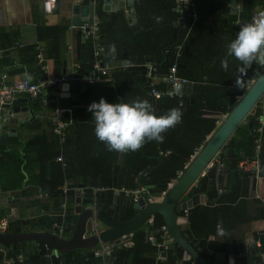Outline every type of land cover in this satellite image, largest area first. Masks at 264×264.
I'll use <instances>...</instances> for the list:
<instances>
[{"label":"crops","instance_id":"1","mask_svg":"<svg viewBox=\"0 0 264 264\" xmlns=\"http://www.w3.org/2000/svg\"><path fill=\"white\" fill-rule=\"evenodd\" d=\"M221 1L227 2L230 7V0ZM124 2L126 6L122 7L119 6V0H111L109 2V10H105V0H94L93 13L95 17L99 19L101 33L100 41L102 45L108 49L107 64L110 67V71L120 68L121 73L119 74V72H117L116 78H113L111 75L102 78L95 84H89L85 76L82 79L76 78L74 80H76L77 87L74 97H64L61 94L62 98L59 101L61 105L72 106L76 118L75 121H79V125L74 126L75 131H71V134H69L72 141L71 145L69 147L67 146V148L72 147L76 152L78 151V155H80L78 157L80 159H85L89 162L104 161L108 163L113 161L117 165L134 162L140 163L142 157L138 156L137 151L143 149L149 150L151 147L150 144H153V142L157 143V146L160 145V141L152 140L145 143L137 151L125 153H118L115 151L109 152L106 150L104 144L98 141L94 136V122L91 119V112L88 111V105L93 101H98L100 97H105L110 102H115L117 100L130 101L137 97L144 98L153 105L156 113H159V108H155L156 103L150 98L151 94L149 93L148 87L150 84L159 85L163 83L162 78L164 77L163 75H166L167 70L164 71L162 68L169 62L167 52L178 45L177 42L169 49H162V44L169 39V27L162 13H159L156 8L152 7V9H149V7H146L145 9V7H143L144 0H133L132 6H128L126 0ZM91 3L92 0H57L54 11L47 14L43 9V0H0V50H2L0 57L6 54V52L10 53V62H12L11 65H0V72H8L10 80L22 79L30 75H32L31 79L40 77L42 72L38 60L34 70L33 66H26L24 64L28 61L27 56L17 54L18 49L30 45L37 46L39 44L44 46V57L49 67V75L57 76L59 74H68L72 66L76 64L80 65V59L85 56L87 51L85 45V49L83 50L84 53H82V44H86V41L84 40L83 42V31L81 26L87 23L88 20H81L78 24L75 23L73 21V18L76 16L74 9L77 4L84 7L89 6ZM214 3L202 2L200 5L201 7H196L195 3L194 9L188 10V13L191 14L189 18H192L193 21L192 13H196L197 18L198 12L203 14L204 17L208 19L206 23L209 24L206 26V30L208 29L210 33V31L212 32L210 27H212L213 24L216 25L214 30L215 39L220 46H224L225 36H223V30H226V28L218 13L219 6ZM255 6L257 14L260 11H264V0H255ZM237 8L238 11L235 15H239L244 8L243 0H237ZM132 11L135 12V16H133ZM169 11L170 10L166 9L165 13ZM230 12L233 14L231 7ZM181 16L182 15H180V17ZM157 17H159V20H157ZM176 22H174L173 26H175ZM235 23L234 26H238ZM136 24L139 26L137 27ZM197 37L198 40L195 43H203L202 40L206 37L205 30ZM208 38H210V36H208ZM16 43L18 45H16ZM1 45H6V48L1 47ZM46 51L49 55H47ZM231 58L232 57H228L231 76H229V74H221L222 76L211 78V82H207L208 84L218 85L229 83L234 77V73L238 75V64L235 62L234 67ZM167 60L168 62L164 63ZM257 60L259 61V59ZM212 64L213 62H208L207 66H210L208 68H212ZM143 67H145L146 70H148L149 67H153L155 69L154 77L150 78L145 76L140 70ZM23 68H25V70H22ZM29 68L32 70V73L29 72ZM134 69H139V72L136 73ZM233 70H235L234 73ZM253 80L254 79L251 81ZM83 86L85 87L81 90ZM230 87L228 86L230 92H236L231 91ZM191 88L192 87H189L188 92L184 93V95L189 94ZM47 96L48 95L45 94L40 96L43 98V107L39 110L33 109L32 102H34L35 98H30L27 95H22L8 108L10 110L15 108L17 112H13V116L7 125H3V129L10 130L13 128L16 130V135L8 136L5 143H0V160H4L5 158L3 151L6 153L12 150L13 152H19L24 142L36 135H41L42 133L47 134L49 137L54 135L50 129V117L55 112L58 102L51 96ZM259 103H261V100ZM261 108L264 111V105L261 104ZM7 110L5 114L2 115L7 116ZM263 114L264 112L262 115ZM187 115V112H182L181 122L172 127L174 133L169 134L167 130L162 134L164 136L163 140L170 141V138L175 135L176 137L179 136L182 138L179 140L185 141L186 138H184V134L191 136L192 132L188 130L186 123L189 119L191 120L192 114ZM185 116H187V121L184 119ZM205 116L216 117L219 125L226 115L209 113L205 114ZM34 118H38L42 123L39 129H35L34 126L30 125ZM260 121L261 118L259 122ZM54 136L56 137V135ZM209 136L207 138H209ZM66 143L61 145L59 140L60 148L64 147ZM188 143L189 141H187V144ZM35 147L40 146L36 145ZM224 154L225 156L222 157L218 154L212 165L207 169L205 173V178L207 177L206 182L200 180L203 183V191L209 186V180H214V187L209 190L208 194L211 200L217 201L212 204L206 200L204 195L197 196L193 199L192 208L196 206L219 207L221 205H230L228 209L224 210V214H221L222 219H220L219 222L209 223L213 231L207 236L205 248L206 255L204 254V256L214 262L215 253L222 252L225 253V259L227 260L228 256L231 254L229 251V248H231L233 254L238 257V260L242 261L241 263L239 262V264H243V253L245 252L246 246L255 242L256 245L260 247L261 244L260 241L257 240L256 235L264 234V177L256 178L252 172L242 171L241 168H239V164L233 163V152L231 149H226ZM163 155L164 154H162V156ZM160 158L161 156L159 159ZM226 165L231 169H235L232 175V181H230V172ZM144 173L145 172L140 176L142 177ZM181 173L182 172H179V176ZM176 180L177 179H173L171 182L174 183ZM146 183L147 182L143 183L142 186H146ZM39 191L40 190L25 194L23 189L5 191L0 186V217L8 219L10 224L14 225V227L21 228V233L48 231L46 228H40L38 217L46 213V209L42 207V204H49V197L46 193H43V191ZM154 192L158 191L155 190ZM188 196H190V192L184 197ZM233 197L237 198L233 199ZM106 203L107 199H105L101 207H106ZM77 204L78 202L76 200L72 203L73 206ZM111 205L112 194L110 195L106 209L115 212L118 205L110 208ZM189 210L186 214L183 212L178 219V222L184 225L183 233L186 237L189 229ZM200 214L201 211L197 212L195 215L200 217ZM154 218L155 215L148 220V231L151 234L150 236H154L155 238V235L160 229L153 231L152 223ZM207 229H210V227H207ZM225 230L227 231L226 233ZM88 232L89 230L87 227L85 236H89ZM6 233L17 232L8 229ZM161 233H163V238L167 240L168 232L165 224L161 228ZM146 235L147 233L145 232V239ZM190 235L195 236L196 234L190 233ZM71 236L65 237L63 235L61 237L71 238ZM32 241L33 240L17 243L15 246L16 256L27 259V256L33 254L34 251H41L42 244L46 251L45 254H43L44 257L48 255V250H54V248L46 242L38 240L35 242ZM150 242L153 243V241ZM203 243L204 242H202L200 246H197L199 244L198 241L194 244L200 251L201 247L205 245H202ZM208 243H214L217 247L225 248L224 250H213L210 246H207ZM0 247H2V254H4L3 261H0V264H8L5 257L6 255L13 256V246L10 244H0ZM86 249L92 250V248ZM170 250L171 249L166 245L162 248L158 247V251L155 255L156 263L160 260L164 261ZM164 252L166 253L164 254ZM59 253L58 251H53L52 257H56ZM172 256L177 260L176 262H181L182 264L187 260L184 252L182 258H177L175 254H172ZM105 263L112 264V257L107 258Z\"/></svg>","mask_w":264,"mask_h":264},{"label":"trees","instance_id":"2","mask_svg":"<svg viewBox=\"0 0 264 264\" xmlns=\"http://www.w3.org/2000/svg\"><path fill=\"white\" fill-rule=\"evenodd\" d=\"M193 1L196 3V7H201L200 5L202 2L211 4L216 2L214 4L219 6L218 13L226 28V30H223V36H225L224 46H220L215 39L214 30L216 25L213 24L212 27H210L212 32L210 31L209 33L208 29L206 30V26L209 24L206 23V20L208 19H206L203 14L198 12V18L195 22L192 21V18H188L187 26L179 28L173 26L174 22L178 21L180 15H182L180 11L175 9V0H144L143 2V7H145V9L146 7H149V9H152V7L156 8L157 11L164 16L166 23L168 22L169 39L162 44V49H169L173 44H176L178 40H180V43L176 45L174 49L167 52L169 62L162 69L168 71L171 65L177 63V74L194 82L189 94L181 97H163L156 102L155 108H159L158 114H162L173 107L179 108L182 112H187L188 115L192 114L191 120L189 119L187 121L186 117L188 115L184 117L187 121L186 126H188V130L192 132L191 136L184 134V138L186 139L185 141H181L179 140L182 139L181 137H176L174 135L170 138V141H160L161 146H157V143L153 142V144H150L151 147L149 150L143 149L137 151L138 156L142 157L140 163L134 162L122 165H117L113 161L108 163L104 161L89 162L88 160L80 159L78 157L80 156L78 155V151L76 152L72 147L67 148V146L69 147L71 145L72 139L68 137V143L60 148L59 136L56 135L55 137V134L51 137L44 133L34 136L24 142L23 147L19 152H13L12 150L11 152L6 153L3 151L5 158L4 160H0V186L5 191L23 189L25 194L40 190L43 191V193H46L49 197V204H42V207L46 209V213L38 217L40 228L47 229L48 223H51L54 220H61L59 216L53 214H55L59 206L60 193L62 192L60 189L67 183L75 186L85 183L88 189L87 196L92 195L93 187L110 188L111 190L108 193L112 194V191L116 188L120 189L124 187L129 190H135L138 186V177L145 172L141 177V184L147 182L148 184L153 185L154 188L151 190L152 192L155 190L159 192L166 191L169 183L173 179L179 177V172L185 170V167L191 161L192 156L205 143L207 137L217 129L218 119L216 117H207L205 114L219 113L227 115L236 105L239 99L238 97L243 94V90L230 92L228 86H235L237 78L240 82L239 86H241L258 77L262 72L264 69V63L256 60L243 74L238 72L237 75L234 73L235 70H233L234 77L229 83L218 85L207 83L211 82V78H217V76L227 74L231 76L230 67L227 71L220 67V61L224 58L226 53L225 43L227 44L233 39L239 31L240 26H234V23L237 20L242 19L247 23L251 21V17L256 13L255 0H246V5L239 15L231 14L230 7L225 1ZM166 9L170 11L165 13ZM184 14H188V11ZM136 26L138 27L139 25L136 24ZM204 30L206 37L203 38V43H195L198 40L197 36H200ZM99 35L101 39L100 28ZM208 36H210V38H208ZM85 45L87 51L85 56L80 59L79 74H83L86 70H90L98 59L95 56L94 48L89 39L86 40ZM1 47L6 48V45H1ZM47 51L46 53L49 55ZM36 52L35 45L26 46L17 50L18 55L27 56L28 61L24 64L26 66H33L34 70L37 65ZM107 52L108 49L105 47V52L102 56L104 58L103 64H106L108 61ZM10 57V53L6 52V54L0 57V65H11L12 62H10ZM231 59L234 63V67L235 62H237L238 67L240 66L239 61L233 57ZM208 62H213L212 68H208L210 67L207 66ZM22 70H25V68ZM28 70L32 73L30 68ZM120 70V68L111 70L110 75L113 78H116L118 74L117 72H119V74L121 73ZM140 70L142 73L144 71L147 72L145 67ZM134 71L137 73L139 72V69H134ZM31 76L32 75L29 76L30 79ZM106 77L108 76L103 78ZM151 86L152 85L150 84L148 87L149 93ZM155 86L161 89L169 88V85L165 83ZM49 96L50 95L47 97ZM150 98H152L151 95ZM42 99L43 98L40 96L34 99V102H32L33 109L39 110L43 107ZM262 113L263 109L261 108V103L258 102L255 106L254 114L248 115L245 122L236 129L230 140L224 145L219 153L220 157L225 156L224 153L226 149H232L234 154V164L238 165L241 160L247 158L253 159L256 155V140L261 137V160L264 163V130L263 132L257 131V128L260 126L259 120ZM65 118H68V116H65ZM41 124L42 123L38 118H34L30 123L35 129H39ZM78 125L79 121H74L67 130L69 134H71V131H75L74 126ZM168 133H174V129H168ZM187 141H189L188 144ZM36 145L40 147H35ZM162 151L164 152L163 156ZM58 155L63 156L66 163L65 166H62L61 162L56 161L55 158H57ZM160 156L161 161H159ZM206 180L207 177L205 178L204 176L202 181L206 182ZM76 197V191L74 188L70 189L68 193V202L70 205L75 202ZM234 198L237 197H233V199ZM104 202L105 199H102L101 193H99L97 195V203L103 205ZM127 203V205H118L115 212L111 211L122 220L131 219L137 211L133 208L132 200H127ZM229 207L230 205H221L219 207L196 206L189 210V229L187 231V238L193 244L198 241L199 244L197 246H200V244L204 242L202 245H205L202 246L200 250L202 255L205 254L207 236L213 231L211 226H209V223L219 222L220 219H222L221 214H224V210ZM200 211V217L196 216L195 214ZM77 218L78 216L75 214H66L64 219L67 226L66 232H72L70 225L74 224L77 221ZM152 224L153 231L160 229L155 235L157 243H164L165 239L163 238V233H161V228L165 223L162 215L156 214ZM207 227H210V229H207ZM9 230L18 232L21 228H16L14 225L10 224ZM226 232L227 231L225 230V233ZM190 233L196 235L192 236ZM256 237L257 240L260 241V248L264 251V234L256 235ZM133 241V246L116 248L113 251L112 264H176L177 260L172 254L177 255V258H182L184 252V250L178 246L176 250L169 251L168 256L164 261L160 260L156 263L155 255L158 251L157 244L146 241L144 228L138 229L133 233ZM207 246H210L213 250H224L225 248L217 247L214 243H208ZM41 252H43V254L46 252L43 244ZM27 257L28 258L20 264H43L40 251H34L33 254H30ZM101 263L102 260L95 258L91 249L79 248L73 252L61 253L58 257H52V264Z\"/></svg>","mask_w":264,"mask_h":264},{"label":"water","instance_id":"3","mask_svg":"<svg viewBox=\"0 0 264 264\" xmlns=\"http://www.w3.org/2000/svg\"><path fill=\"white\" fill-rule=\"evenodd\" d=\"M111 0H105L104 9L109 10V2ZM125 0H119V6L125 7ZM128 6L133 5V0H126ZM142 1V0H140ZM229 5L233 14L238 11L237 0H230ZM246 5V0H243V7ZM75 17L73 21L79 23L81 20L87 21L91 24L93 13H94V0L89 6H80L77 4L74 9ZM135 12L132 11L133 16ZM191 16L190 13L186 14L184 17H180L175 23V26L183 28L187 25V19ZM90 19V20H89ZM84 42V37H83ZM180 40H178V44ZM85 43L82 44V53H84ZM259 61L264 62V53L259 54ZM165 61L164 63H167ZM89 73L86 70L83 74H78L77 79L84 78L85 75ZM146 71L143 72L145 74ZM165 76V75H163ZM32 80H35L32 78ZM67 86V87H66ZM76 80L67 82L62 87V96L64 97H74L76 91ZM83 86L81 90L84 88ZM189 86L187 84H181L177 86L178 94L187 93ZM231 91H241L243 94L239 97L234 108L229 112L222 122L218 125L217 129L207 138L202 147L192 156L191 161L185 167V170L180 174L177 180L169 187L166 192H152L151 195L141 193L140 196L133 201V208L137 213L133 218L128 220H122L116 215L109 212L106 208L108 201L110 199V194L102 192L101 198L107 199L106 207H99L98 209V225H105L106 227L101 228L99 236H84L87 222L91 216L92 209L86 208L88 200H82L80 195V190L76 191V201L78 204L73 208L68 210L69 214H77L78 219L76 223L72 225L73 234L71 238H63L57 235L46 232H26V233H3L0 234V244H10L13 246V256H16L15 246L17 243L22 241H43L52 246L54 250H48V255L43 256V252L40 251L42 256L43 264H51L52 262V252L60 251L63 253L73 252L76 249L82 248H94L100 241L108 242L116 239L124 234L134 233L138 229L144 227L146 235V240H149L150 233L148 231V220L156 215L161 214L166 230L168 232L169 238L164 241L169 249L175 250L178 246L184 250L187 260L184 264H239L241 260H238L231 248L229 251L231 254L228 259H225V253L216 252L215 261L213 262L209 258H206L200 253L196 245L191 243L189 239L183 233L184 225L178 222L179 217L185 210H189L193 207V199L197 196L204 195L209 203L214 204L217 200H211L208 192L214 187V180H209V186L206 190L203 189V183L200 181L205 176L207 169L212 165L214 159L221 152L224 145L230 140L236 129L245 122L248 115L254 114L255 106L264 97V69L253 81L245 83L241 86L230 87ZM10 106H8L9 108ZM158 110V109H157ZM7 116L0 115V143H5L8 136H15L16 130L10 129L5 130L3 127L7 125L13 116L15 108L7 110ZM4 125V126H3ZM251 125V123H250ZM232 150V149H231ZM233 152V150H232ZM162 154L164 152L162 151ZM234 156V154H233ZM1 158V157H0ZM161 161V158L159 159ZM230 172V181H232V175L235 169H231L226 165ZM141 176L138 179V188H141L142 184L140 182ZM150 190L154 188L153 185L148 183L145 184ZM75 187V185H73ZM86 186V184H79L78 187ZM190 192V196H186ZM127 201L121 197L113 195L112 205H127ZM85 209V210H84ZM153 235V234H152ZM157 239L154 238L153 243L156 244ZM166 252H164L165 254ZM4 254L0 253V261H3ZM244 262L243 264H264V251L256 245V243L248 244L243 253Z\"/></svg>","mask_w":264,"mask_h":264},{"label":"built area","instance_id":"4","mask_svg":"<svg viewBox=\"0 0 264 264\" xmlns=\"http://www.w3.org/2000/svg\"><path fill=\"white\" fill-rule=\"evenodd\" d=\"M57 0H43V9L44 12L50 14L54 11L56 7ZM175 9L180 11L182 14L181 17L185 16L186 10L194 9L195 2L193 0H175ZM257 14H253L251 20ZM193 21L196 20V13H192ZM92 23L89 22L84 23L81 28L83 31V37L86 41L89 39L94 48L95 56L97 62H95L94 66L89 70V73L85 75V78L89 84H95L97 81L102 79L105 76H110V67L109 65L103 64L104 58L102 57L105 52V47L102 45L100 41L99 28L100 23L98 17H95V14L92 18ZM247 23L245 20L236 21V25L241 26L242 24ZM187 26V25H185ZM18 43V42H17ZM16 43V45H18ZM36 58L41 66L42 74L35 80H31L29 77H24L22 79L10 80V75L8 72L3 71L0 72V115L5 114L8 106L13 105L22 95H27L30 98H37L41 95H50L54 98L58 105L56 107L55 112L50 117V129L51 132L55 135L59 136L60 144L63 145L67 142L69 137V132L67 131L69 126L75 121V115L72 106H64L59 103L62 98L61 92L62 87L65 83L76 79V76L79 74L80 65L76 64L71 67L70 72L67 74H61L57 76L49 75V67L46 64V60L44 57V46L41 44L36 46ZM2 50H0V54ZM178 65L174 63L170 66L166 75L162 78V82L169 85V88L161 89L157 88L155 85H152L150 88V94L153 98L154 103L160 100L163 97H175V96H183L184 93L178 94L177 86L181 84H187L191 87L194 82L186 79L185 77L179 76L177 74ZM155 69L153 67H149L145 76L153 78L155 73ZM261 104L264 105V98L261 99ZM264 112V111H263ZM68 116V118H65ZM260 126L257 128L258 132H263L264 130V114L261 116V121L259 122ZM256 155L253 159H244L239 162V168L242 171H250L254 176L264 177V163L261 160V137L256 140ZM56 161L62 163V166H65V160L62 155H58ZM173 182H170L168 187H171ZM80 190V195L82 200H88L87 208L92 209L91 216L89 218L88 230L90 231L89 236H99L101 228L98 225V203H97V195L99 193L105 192L108 193L111 189L105 187H93L92 195L87 196V187H71L68 183L65 184L60 190V200L59 206L56 211L55 216H59L61 221L54 220L51 223H48V231L57 236H63L66 233L67 226L64 222L66 214L68 213L70 204L68 200V193L70 189ZM112 193L116 196L123 197L127 200H136L141 193H145L151 195V190L146 186H141V188H136L135 190H129L127 188H116L112 191ZM76 200V198H75ZM188 210H185L186 214ZM10 222L8 219L0 217V234L6 233L9 229ZM169 238V236H168ZM154 236L149 237V241H153ZM159 248L164 246V243H157ZM134 245L133 241V233L124 234L116 239H113L108 242H99L93 249L92 254L95 258H99L102 260L101 264H106L105 260L107 258H111L113 256V251L116 248L130 247ZM47 246V245H46ZM3 249L0 248V253H2ZM58 257V255H56ZM6 260L8 264H20L24 262V258L21 256H7ZM177 264H182L181 262H177Z\"/></svg>","mask_w":264,"mask_h":264},{"label":"clouds","instance_id":"5","mask_svg":"<svg viewBox=\"0 0 264 264\" xmlns=\"http://www.w3.org/2000/svg\"><path fill=\"white\" fill-rule=\"evenodd\" d=\"M261 53H264V11H260L250 22L240 26L235 37L226 44V53L220 61V67L227 71L228 57H233L240 62L238 71L243 74ZM235 83L239 86L238 78ZM88 111L92 114L96 139L104 144L107 151L118 153L137 151L152 140L163 141L162 134L180 123L182 119V111L179 108L173 107L158 114L147 99L139 97L130 101L117 100L115 102L100 97L98 101H93L88 105ZM113 195L112 193V198ZM99 206L101 205L98 204V208ZM73 207L71 204L69 209ZM88 225L89 221L86 230ZM99 228L103 227L99 226ZM71 229L70 235L73 234V228Z\"/></svg>","mask_w":264,"mask_h":264},{"label":"flooded vegetation","instance_id":"6","mask_svg":"<svg viewBox=\"0 0 264 264\" xmlns=\"http://www.w3.org/2000/svg\"><path fill=\"white\" fill-rule=\"evenodd\" d=\"M263 98H264V97H263ZM115 206H116V205H115ZM108 211L111 212V213L113 214V212H112L111 210H108ZM102 227H106V226L102 224ZM64 236H65V237H69V236H71V235H70V232H66V233L64 234ZM0 248H2V247H0ZM58 252H60V251H58ZM61 253H63V252H60V253L58 254V256H59Z\"/></svg>","mask_w":264,"mask_h":264},{"label":"rangeland","instance_id":"7","mask_svg":"<svg viewBox=\"0 0 264 264\" xmlns=\"http://www.w3.org/2000/svg\"><path fill=\"white\" fill-rule=\"evenodd\" d=\"M71 187H74L73 185H71ZM75 187H78V186H75ZM29 230H31V229H29ZM88 234H90V231L88 232ZM32 242H35V241H32Z\"/></svg>","mask_w":264,"mask_h":264},{"label":"bare ground","instance_id":"8","mask_svg":"<svg viewBox=\"0 0 264 264\" xmlns=\"http://www.w3.org/2000/svg\"><path fill=\"white\" fill-rule=\"evenodd\" d=\"M56 159V158H55ZM69 182V181H68ZM142 183V182H141ZM65 185V184H64ZM70 191V190H69ZM56 213V212H55ZM61 221V220H60Z\"/></svg>","mask_w":264,"mask_h":264}]
</instances>
